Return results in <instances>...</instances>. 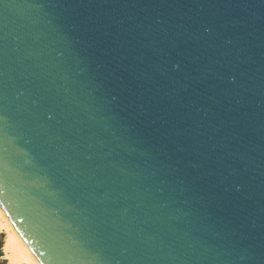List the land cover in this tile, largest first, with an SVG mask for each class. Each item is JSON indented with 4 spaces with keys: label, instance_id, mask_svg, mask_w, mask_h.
I'll use <instances>...</instances> for the list:
<instances>
[{
    "label": "water",
    "instance_id": "1",
    "mask_svg": "<svg viewBox=\"0 0 264 264\" xmlns=\"http://www.w3.org/2000/svg\"><path fill=\"white\" fill-rule=\"evenodd\" d=\"M0 204L41 264H264V0H0Z\"/></svg>",
    "mask_w": 264,
    "mask_h": 264
},
{
    "label": "bare ground",
    "instance_id": "2",
    "mask_svg": "<svg viewBox=\"0 0 264 264\" xmlns=\"http://www.w3.org/2000/svg\"><path fill=\"white\" fill-rule=\"evenodd\" d=\"M0 231L5 233L3 251L8 264H41L1 204Z\"/></svg>",
    "mask_w": 264,
    "mask_h": 264
},
{
    "label": "rangeland",
    "instance_id": "3",
    "mask_svg": "<svg viewBox=\"0 0 264 264\" xmlns=\"http://www.w3.org/2000/svg\"><path fill=\"white\" fill-rule=\"evenodd\" d=\"M4 238H5V233L0 231V264H8V261L3 251Z\"/></svg>",
    "mask_w": 264,
    "mask_h": 264
}]
</instances>
